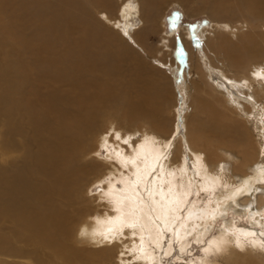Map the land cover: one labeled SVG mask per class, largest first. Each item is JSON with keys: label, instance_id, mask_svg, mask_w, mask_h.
<instances>
[{"label": "bare ground", "instance_id": "obj_1", "mask_svg": "<svg viewBox=\"0 0 264 264\" xmlns=\"http://www.w3.org/2000/svg\"><path fill=\"white\" fill-rule=\"evenodd\" d=\"M166 1L123 0L118 5L115 0H0V264H110L107 256L120 247L96 244L91 237L79 235L85 230L105 232L110 227L108 218L116 215L108 201L100 210L95 203L91 205L94 201L88 196L93 184L111 174V169L106 170L92 159L93 152L101 151L97 147L99 136L109 126L139 130L140 124L158 141L167 142L174 131L180 132L178 125L172 129L173 124L168 122L170 107L166 101L171 94L165 86L167 80L163 79L171 77L168 70L176 75L179 67L173 61L167 67V58H157L163 68H150V59L145 60L134 49L135 46L146 52L152 48L147 44V36L158 27L163 5L181 1L190 7L193 0ZM205 1L211 5L209 13L220 24L235 21L239 12L264 15V0ZM114 12L118 15L113 17ZM135 14L143 20L141 27L130 20ZM223 14L228 15L227 21L220 17ZM244 20L236 28L240 32L237 42L227 36L225 28L233 29L234 25H219L210 37L207 34L211 35V31L202 30L207 63L203 62L194 37L183 30L181 55L187 74L182 107L192 100L194 108L189 115L188 105L187 113H183L186 135L175 138L176 159L161 161L162 169L152 177L159 145H145L143 156L137 161L139 184H133V168L124 169L125 172L119 169L123 176H116L115 181L127 177L126 187L117 195L126 197L125 212L144 225L142 234L148 254L155 258L154 264L162 260H157L149 242L158 240L161 248L166 246L168 231L160 230L171 229L173 233L179 210L188 196L185 193L195 185V177H201L197 181L201 188L207 186L205 181L218 174L214 166L224 162L225 154L232 156L227 173L220 174L226 177L222 183L227 187L216 190L220 192L212 202L213 212L204 208L186 216L188 221L198 220L193 226L199 230L197 240L206 234L208 216L214 212L229 213L234 209L238 214L250 215L254 224L264 226V194L236 197L238 207L225 200L236 188L244 187L247 191L259 187L257 181L264 179V80L251 77L252 72L264 68L257 61L264 58V21L260 27L253 24L254 18ZM244 26L248 27L246 31ZM171 35H175V30ZM171 42L164 44L170 54L175 51V43ZM124 56H130L128 61L141 62L128 73L134 78L122 83L119 60ZM217 63L228 70L222 69L226 80L235 85L248 81L247 88L235 87L241 93L239 96L231 90L233 85L227 87L225 82L213 81L210 71L220 67ZM248 97L252 99L249 101ZM252 115L257 118L254 128L250 125L252 117L249 119ZM203 126L211 136L200 133ZM188 154L193 159V171ZM179 176L182 179L177 181ZM115 181V188L120 190ZM232 219L225 220L216 239L225 228L237 233L255 231L235 227ZM191 229L187 224L186 229L175 230L176 237L182 239L180 249L188 250L185 239ZM139 235L137 231L135 240L126 241L128 248L139 246ZM96 239L101 237L97 235ZM172 250L170 244L165 252ZM229 252V264H264V255L259 252L248 250L247 254H240L235 248ZM94 253L104 257L94 258ZM198 259L202 264L218 263L212 258ZM117 264L153 262L135 260L125 252L123 257L118 255ZM186 264L198 262L191 259Z\"/></svg>", "mask_w": 264, "mask_h": 264}, {"label": "rangeland", "instance_id": "obj_2", "mask_svg": "<svg viewBox=\"0 0 264 264\" xmlns=\"http://www.w3.org/2000/svg\"><path fill=\"white\" fill-rule=\"evenodd\" d=\"M122 1L123 0H115L116 3L119 2V3H117L118 5ZM168 1L169 0H167L166 2H168ZM231 2L234 3L233 1H231ZM185 3L186 2L178 1V2L166 3L165 5H163L165 7H164V9L162 10V12L160 14L161 16H160V19H159V23L157 25L158 27L154 28L153 31L149 32L148 36H147V40H148L147 44L148 45L150 44L149 46H151L152 48L149 47V48H147L146 52H143V51L140 50L139 47H135L134 46V49L137 50V52L139 51L140 54L143 57L145 56L144 57L145 60H146V58L150 59L149 61L147 60L148 62L146 61L148 63V66H150V68H152L151 66H155V65L162 67V63L157 61L160 58H162V59L167 58V60H165V63H167L165 66H167V67H168V65L169 66L171 65V61H173L172 64H174V62L176 63V64H174V66L177 65L179 67L178 68L179 71H178V73L176 75L173 76V73H169L170 71L168 70L167 74H168V76L170 75L171 77H168V78L165 77L163 79L167 80V83L165 84V86L168 89V93L171 94L169 99H168V101H166L168 103V107H170L169 110H168V112H169L168 113L169 114L168 118H169L170 121H168V122H170L171 125L173 124L171 126L172 129H174L173 127H175V124H176V126L178 125V127L180 128V132H177V133L183 134V135H186V127L184 126V125H186V122H185L186 119H184V118H186V116L184 114L187 113L188 105H189V112H188L189 115H190V113H192V109L194 108V102L192 100L188 101L187 107H185V108L182 107V104H183V102L185 100L184 92L182 91V88H183V85H184V82H185V79H186V74H187L186 73V69H185L187 67H186V64H185L184 60L182 59V55H181L182 54L183 45H184L183 38L185 37V35L183 37V34L184 33H190L193 37H194V34H195V36H198L200 41L203 42L202 30L208 29V31H211L212 32L211 35L207 34V37H210V36H213V34L216 31L219 30V28H220L219 25L224 26V25H226V23H228L230 26L234 25L235 28L230 29V28H227L225 26V28L227 29L226 32L229 33V34H227V36L230 37V39H233V40H235L237 42V41H240L239 38H237L240 32L236 28H237V26L238 27L241 26L240 22L243 23V21H245L244 19L251 20V18H254L253 24H255V25L257 24V25L260 26L262 21H264L263 20L264 15L261 12H260V15L257 14L255 16V14L251 13L249 11V9H248L250 14L249 15H243L242 13L239 12L238 16H237V19L235 20L236 22L233 21V20H230V22L227 21L228 20V18H227L228 15H226V14L221 15L220 17L222 19L226 20L227 22L223 23V24H220L219 23L220 20H218L219 22H217L216 21L217 19H214V17H212V15L209 13V9L211 8V5H209L205 0H193L190 7L187 4H185ZM114 13H111L113 17L118 15L117 12H114ZM98 16L99 15H97V17ZM134 19H135V21H134ZM130 20H131V22H134L136 27H141L143 25V22H142L143 20H142V18L140 16H138V14L133 15V17ZM244 23H246V22H244ZM193 25H196V27L193 28ZM205 27H208V28H205ZM244 27L245 28H243V30L246 31L248 27L247 26H244ZM174 30H175V35H171V32L174 31ZM183 30H184V33H183ZM228 30L231 31V32H229ZM211 32H209V33H211ZM255 32H258V31L255 30ZM173 37H175V38H173ZM170 41H173L175 43L174 44L175 45L174 46L175 51L172 54L168 53L170 50H167V48H165V46H164V44H168V42H170ZM173 42H171V44ZM195 42H196V40H195ZM196 46L198 47L197 49H198L199 53H201L200 55L202 57L203 62L205 63L208 60H207V57L205 55V51L206 50H205V47H204V42L202 44H200V45H198L196 43ZM160 50H162V51H160ZM163 52H165V53H163ZM162 53L164 54V58L162 57V55H163ZM129 57L130 56H128V57L124 56L123 58H121L119 60L120 67H121V69L119 68V71H120L119 74L122 75L121 78H119V81H121L122 83L127 82L128 80L134 78L133 75H130L128 73H130L131 70L136 69L138 67V64L141 62L140 60L131 61V59L128 61L127 59ZM257 61H259L258 62L259 64L264 65V58L263 57L258 59ZM152 62H153V64H152ZM149 63H151V64H149ZM217 65L220 66L221 64L217 63ZM163 66H164V64H163ZM217 67L212 68L211 71H210L211 75H212V78H213V81L221 82V83L225 82V84H227V87H228V83L226 82V81H228V79L226 80V77H224L222 75V73H223L222 69H224V68H221V66L219 68H217ZM225 71H228V70H225ZM231 72L232 71H230L229 74ZM160 73H165V72H159V74ZM159 74L156 75L157 79H159L161 77ZM234 88L235 87H231V90L232 91L234 90L233 91L234 93L237 92L235 95L239 96L241 93L238 91V89H236V88L234 89ZM261 104H263V102ZM175 105H176V107H175ZM261 108H262V105L260 106V109ZM188 114H187V116H188ZM202 116H203L202 119L204 121H206L205 115H202ZM255 118H256V116H254V115L249 117V119L251 120L250 125H252V128H254V124H255L256 119H257V118L255 119ZM141 125L142 124H140L139 128L140 129H144L145 127H141ZM199 131H200V133L203 136L205 135L204 137L211 136V133L208 130V128H206L204 126ZM254 133L257 134V131L254 130ZM173 144H175V139L173 140ZM127 152H128V150H124L125 154H129V152L128 153ZM191 158L192 157L188 154V162H189V165H190V168H191L190 170L193 171L195 168H194V164L192 163L193 159H191ZM6 166H8V163H6ZM160 169L161 168H158V169H156L155 172H152L151 176L152 177L157 176V173H159ZM124 172H125V170H124ZM129 172L130 171L128 170L127 174H129ZM131 177L133 178L132 181H134L133 175H131ZM195 178H196V180L194 181L195 185H192L193 187L191 186V190H190L191 193L200 191V189H201V187L197 183V181H199V179L201 181V177L196 176ZM176 179H178L177 181H179L180 179H182V177L179 176ZM119 181L120 180L115 181L117 183L116 187L118 189H122L123 186L121 185V183H119ZM98 183L99 182H97V184ZM101 187H104V186L101 185ZM163 187H164V185H163ZM104 191H108V189L104 188ZM190 192H189V194H190ZM218 192H220V191H215L214 192L215 194L214 193H209V196L207 198L205 197V195H204V193L202 191L200 192V196H192V195H188L187 196L186 202L182 206V209H180L182 211L180 212V210H179V214L180 215L177 218L178 221H176V223L174 224L175 227L173 226V229H174L173 233L167 232L166 239L164 240V243L166 244V246H170V244H171L172 248L176 249L177 251H171L172 255L170 257L164 256L163 254L165 252L166 246L163 245L162 246L163 248H161V251L154 252L155 256L157 257V260L160 259V257L163 256V259H161L162 262H159V261L156 260L157 262L155 264H186L188 261H191V259L194 260L196 263L199 262L198 258L203 257V255L198 252V246L194 242L195 240L198 239L197 235H199L198 234L199 230H195V228L193 229V226L195 225V223L198 220L194 219V218H191L188 221L189 218H187V217L189 215H191L192 213H195L197 211L199 212L200 210H204V208L208 209L209 212H213L214 207L212 205H213L214 200H215L214 197L218 194ZM93 201L94 202H92L91 205H93L95 203L94 205H98L100 210H104L103 209L104 208V204L103 203H106L107 201H101L100 202L99 200H96L94 198H93ZM206 207H208V208H206ZM239 214L236 213L234 209L230 210V212L228 213L227 219L230 220V218L231 219L233 218L232 221H233V225L235 227L244 228V229H247V230H255L257 233H259V231H261V230H264L263 224L262 225H261V223L260 224L259 223L254 224L250 215H247V214L245 215V213L242 214L241 212H239ZM262 214H263V218H264V210H263ZM203 220H205V219H203ZM225 220L226 219H224V218L221 219L220 217H218V220H217V229H218V231L216 232L215 238L221 234V231L223 229L222 227H224V225L226 224V223H224V222H226ZM187 224L189 226L191 225V228H192L191 231L193 230L192 232H189V234L187 236V239H185L187 241H185L183 239V241L188 242V250L179 251V249L181 248L182 239H180L181 241L179 240L180 242L177 243V237H176L175 230H177L179 228L181 230L186 229ZM221 224H222V226H221ZM257 224L259 225V227H257ZM231 229H233V227ZM172 234H173V236H172ZM206 234L204 235V237H202V239H201L202 241L209 238V234L207 232H206ZM93 250H94V248H93ZM115 250L114 249L112 250V251H114V252H112V254L113 255L115 254L114 257H113V255H110L111 257L107 256L109 258V260H110V262H109L110 264H112V263L117 264V261H118V254L117 253H119L120 248H115ZM189 253H190V255H189ZM180 255L182 256V258L181 257L179 258ZM92 257H94V258L97 257V259H101L104 256L101 257V256H99V254H95L94 253V254H92ZM6 259H9V258L6 257ZM212 260H213V262L217 261L218 262L217 264H225V262L221 261V260L220 261L217 260V259H212ZM227 262L228 261H226V264H229Z\"/></svg>", "mask_w": 264, "mask_h": 264}, {"label": "snow or ice", "instance_id": "obj_3", "mask_svg": "<svg viewBox=\"0 0 264 264\" xmlns=\"http://www.w3.org/2000/svg\"><path fill=\"white\" fill-rule=\"evenodd\" d=\"M207 23V22H206ZM196 25H193L195 28ZM194 39L198 45L203 42L200 41L198 36H195ZM251 77L253 79L264 80V68L258 72H252ZM229 85L239 88H247L248 81L242 80L240 85H235L233 81H226ZM249 101L251 97L247 98ZM179 133L175 131L167 138V142L158 141L154 136H149L147 132L143 129L137 130L135 127L124 128L121 126V129L118 130L114 126H109L103 129L102 135L99 136L97 147L101 151H95L92 153V159L99 162L100 166L107 169H111V174L104 175L100 179L98 184H93L92 188L88 191V196L90 198L98 199L99 201H108L110 205H113L110 210L115 211L116 215L114 217H109L107 223L110 225L105 232L98 233H88L86 230L81 231L79 235L84 238L91 237L93 242L100 245H111L115 247L124 248V252H119L118 255L123 257L125 252L135 260H144L153 262L154 256L148 254L147 247L145 245V239L143 236V231L145 230L144 225L139 221V219L134 218L131 213H126L124 210L123 202L126 197L117 195L118 192L123 190V187H126L127 177H123L119 183L123 186L122 189L117 190L115 188L116 176H123L122 172L119 169H129L133 168L135 171L132 173L134 177L133 184L138 185L140 181V169L137 167V161L143 156V150L145 145H159L156 148L155 152V167H153L152 172H155L157 168L162 169L161 161L167 162L170 158L176 159L174 157V144L173 140L177 138ZM112 141V144H109V141ZM183 143V142H181ZM136 145L134 148L133 145ZM115 145V147H113ZM119 145H123V148H120ZM124 150H128L129 155L125 156ZM103 152V155H102ZM179 159H183L180 157ZM232 162V156L225 154L224 162H220L214 166V171L218 170V174L214 177H210L205 184L207 186L200 189V191L194 193H185V195L200 196L202 191L207 198L209 193H214L217 189L223 191L227 185L222 183L226 178L220 174L227 173V166ZM151 174V173H149ZM199 175V173H197ZM203 179V178H202ZM259 187H250L245 191L244 187L236 188L232 195L225 197L226 201H232L234 207L236 197H252L254 193H261V189H264V179L257 181ZM103 185L104 187H101ZM247 187V185H245ZM104 188H107L108 191H104ZM249 208L252 205L248 206ZM218 216L220 218L227 219V211L223 212H214L208 216L209 227L205 228L204 231L209 234V238L206 240H195L194 242L198 246V252L201 253L204 259L212 258L224 261L226 264L227 258L230 255L229 249L235 248L240 254H247L248 250L253 252H259L264 255V230L259 231H245L240 230L239 233L236 231H229L225 228L223 234L219 239H216L217 229V220ZM222 226V224H221ZM257 227L259 225L257 224ZM125 230H128V235H125ZM168 231L171 233V229H161L163 231ZM137 231L141 233L139 235L140 244L139 246L133 245L131 248H128L126 241H132L137 238ZM100 236L101 239L97 240L96 236ZM227 237H232L228 239ZM180 238L177 236V243H179ZM243 240V242H242ZM149 247L153 252H159L161 250L159 241H150ZM172 251H177L173 249ZM183 251V249H179ZM139 252L140 255L135 256L134 253ZM164 256L170 257L172 252L166 251L163 254ZM190 255V253H189ZM163 259V257H161ZM202 264V262H198Z\"/></svg>", "mask_w": 264, "mask_h": 264}]
</instances>
